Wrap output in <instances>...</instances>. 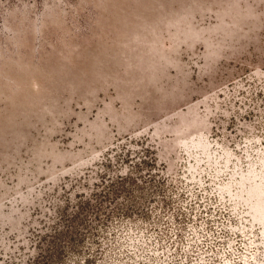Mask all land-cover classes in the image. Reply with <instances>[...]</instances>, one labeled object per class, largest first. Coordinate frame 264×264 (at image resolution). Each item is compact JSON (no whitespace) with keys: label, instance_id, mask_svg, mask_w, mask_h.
Wrapping results in <instances>:
<instances>
[{"label":"rangeland","instance_id":"rangeland-1","mask_svg":"<svg viewBox=\"0 0 264 264\" xmlns=\"http://www.w3.org/2000/svg\"><path fill=\"white\" fill-rule=\"evenodd\" d=\"M0 264H264V0H0Z\"/></svg>","mask_w":264,"mask_h":264}]
</instances>
